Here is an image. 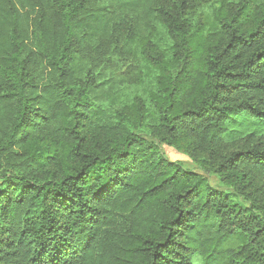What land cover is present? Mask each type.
<instances>
[{"label": "trees", "instance_id": "16d2710c", "mask_svg": "<svg viewBox=\"0 0 264 264\" xmlns=\"http://www.w3.org/2000/svg\"><path fill=\"white\" fill-rule=\"evenodd\" d=\"M208 1L0 0V264H264V0ZM160 27L149 104L113 106Z\"/></svg>", "mask_w": 264, "mask_h": 264}, {"label": "rangeland", "instance_id": "374dc122", "mask_svg": "<svg viewBox=\"0 0 264 264\" xmlns=\"http://www.w3.org/2000/svg\"><path fill=\"white\" fill-rule=\"evenodd\" d=\"M216 6V0H209L202 10H195L190 19L191 24L194 27H198L202 15L212 19L213 16L211 17V13ZM200 30H204V28ZM123 35V39L120 40V44L123 46V51H121L120 56L121 60L114 59L110 61V63L106 62L105 65L107 66V73L110 76L113 75L112 81L116 84V90H113L108 102L117 108H123L125 105L133 104L136 101H141L143 104L148 105L149 95L154 91V88H156L158 73L150 63L152 61L147 58V56L148 54L150 55L154 47L157 46L158 50L163 51L168 58L173 43L164 33V29L160 27L148 46L149 51L143 54L142 52L144 51L140 49L142 44H137V41L135 45H130L129 39L126 38V34L124 33ZM145 36L147 37V35L144 34L140 35L139 40ZM128 49H130L131 52ZM151 56H154V54ZM144 135L150 140L153 139L149 137L146 132H144ZM155 143L158 145L163 156L169 161L178 162L184 169L201 172L190 155L179 152L166 144L157 141H155ZM207 177L209 183L213 187L224 188L221 181L216 176L207 174ZM258 184L261 183L259 182ZM256 190L257 189H255V191ZM261 191H264V187L261 188ZM258 193H260V191H258ZM231 199L238 204L237 198L232 197Z\"/></svg>", "mask_w": 264, "mask_h": 264}]
</instances>
